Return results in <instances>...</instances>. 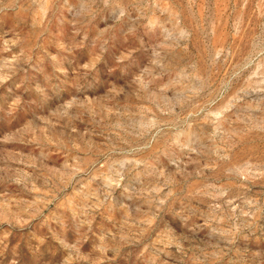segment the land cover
<instances>
[{
	"label": "rangeland",
	"instance_id": "1",
	"mask_svg": "<svg viewBox=\"0 0 264 264\" xmlns=\"http://www.w3.org/2000/svg\"><path fill=\"white\" fill-rule=\"evenodd\" d=\"M0 264H264V0H0Z\"/></svg>",
	"mask_w": 264,
	"mask_h": 264
}]
</instances>
